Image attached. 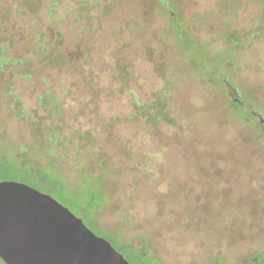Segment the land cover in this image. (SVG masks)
Wrapping results in <instances>:
<instances>
[{
	"label": "rangeland",
	"instance_id": "374dc122",
	"mask_svg": "<svg viewBox=\"0 0 264 264\" xmlns=\"http://www.w3.org/2000/svg\"><path fill=\"white\" fill-rule=\"evenodd\" d=\"M261 20L260 0H0V46L13 57L39 61L36 45L45 37L49 50L75 60L35 62L30 76L0 73V181L50 194L115 249L117 235L120 243L147 244L160 264H244L262 253L264 129L234 104L242 97L264 117ZM219 71L237 94L213 83L210 73ZM165 86L174 124L133 117L135 98L151 102ZM46 93L59 99L57 111L40 104ZM78 130L91 133L116 173L77 140L55 144L56 170L70 190L50 193L31 175L49 165L41 139ZM82 171L104 177L109 202L93 219L105 232L75 205L92 196L83 195ZM0 264L8 263L0 256Z\"/></svg>",
	"mask_w": 264,
	"mask_h": 264
},
{
	"label": "water",
	"instance_id": "95a60500",
	"mask_svg": "<svg viewBox=\"0 0 264 264\" xmlns=\"http://www.w3.org/2000/svg\"><path fill=\"white\" fill-rule=\"evenodd\" d=\"M122 255L50 194L0 181V256L8 264H131Z\"/></svg>",
	"mask_w": 264,
	"mask_h": 264
},
{
	"label": "trees",
	"instance_id": "16d2710c",
	"mask_svg": "<svg viewBox=\"0 0 264 264\" xmlns=\"http://www.w3.org/2000/svg\"><path fill=\"white\" fill-rule=\"evenodd\" d=\"M264 2V0H260ZM53 11V7L51 8ZM50 9V10H51ZM262 19V17L260 18ZM180 21V19H174V31L176 28V31H178V36L183 40V32L181 31L182 28L179 26L180 23H177ZM264 22L263 20H261ZM193 46V51L195 52V57L196 60L206 62V58L203 57V59L198 58L199 56V50ZM36 50H37V57L39 61H35L33 59H26V58H18L16 59L13 57L8 48H5L4 46H0V73L6 72V71H18L20 75H25V76H30L32 71H34V65L35 62H40L48 65H54V66H60V65H67L69 63H75V60H71L67 54L63 52L55 51L53 49L49 50L48 45L46 44V39L45 37H39V41L36 45ZM87 56V55H85ZM198 58V59H197ZM85 60V59H84ZM121 68V66H120ZM121 72V77H122V84H126L128 80V73L125 70L120 69ZM211 80L213 83L220 85V84H226L227 81H229L228 77H226V74L223 73L222 71L215 72V73H210ZM170 90L167 86L163 87L161 91L156 95V97L151 101V102H143L140 101L138 98H135L133 100L135 104V109H134V114L133 117H141L145 118L146 122L150 124H159L160 122H166L167 124H174V117L167 108V99L170 96ZM59 99L56 98H50L49 94L46 93L42 97H40V104L42 106H50L52 108L59 107ZM234 104L238 107V109L244 114L246 119L250 122H253L256 119V116L253 114L252 110L254 109V106L250 104L249 102L245 101L244 98L241 97V101H235ZM52 105V106H51ZM53 110V109H52ZM56 110V109H55ZM256 110V109H254ZM57 111V110H56ZM73 136V135H72ZM41 149H40V155L45 157L47 161L49 162V165L46 167L42 166L45 168V173H41L38 176H35L31 174L32 176L36 177L39 180L40 184H45L44 186L50 191V193L53 194H61L64 195L65 192L69 189V181L66 178V176H63L58 173L56 170V162L54 161L55 156L53 155V152L51 150V146L55 144H63L65 146L69 142H74V140L78 141V144L76 147L82 149V151L86 150L90 153L88 155L93 156L96 161L99 163V166L101 169L106 170L108 174H115L112 173V169L108 166V160H107V155L104 152L97 151L96 150V142L95 138L89 133L88 131H82L78 130L77 132L74 133L73 138L70 137H65V139L58 140V137L56 134H53L49 138L41 139ZM79 150L74 151V156L76 158V164H79L82 161V157H77L79 154ZM76 153V154H75ZM64 157V156H63ZM24 162H28V158L23 159ZM43 164V162H40ZM28 164V163H27ZM112 167V166H111ZM113 168V167H112ZM39 170L37 173L41 172ZM32 173H34V169L32 170ZM36 173V174H37ZM110 176V175H109ZM82 183L85 185V193L87 198V193H90L91 200L89 203H85L82 201H75V205L79 209V211L84 213L87 216V219L91 220V222L100 230L104 231L101 227H99L94 219H93V210L96 208H99L101 206L107 205L109 202V199L107 195H105V189L101 188V181L104 179L99 178V179H91V176L88 175V172L82 171L81 174L79 175ZM108 177V176H107ZM9 181V179H8ZM14 181V180H10ZM20 182V181H19ZM25 183V182H24ZM99 189V191H97ZM84 219V218H83ZM85 222V219H84ZM116 244H117V250L122 253L124 256L131 264H160L155 259H152L149 254V247L147 244H142L141 246H138L133 243H120L119 242V236H116ZM122 251V252H121ZM210 264H221V262L216 260L214 263ZM244 264H264V251L259 254L253 255L248 261H246Z\"/></svg>",
	"mask_w": 264,
	"mask_h": 264
},
{
	"label": "flooded vegetation",
	"instance_id": "af4514ba",
	"mask_svg": "<svg viewBox=\"0 0 264 264\" xmlns=\"http://www.w3.org/2000/svg\"><path fill=\"white\" fill-rule=\"evenodd\" d=\"M237 101H241V99H236ZM254 110V109H253ZM253 110H252V112H253ZM254 111H256V110H254ZM254 114V113H253ZM255 115V114H254ZM256 117H258L257 115H255Z\"/></svg>",
	"mask_w": 264,
	"mask_h": 264
}]
</instances>
